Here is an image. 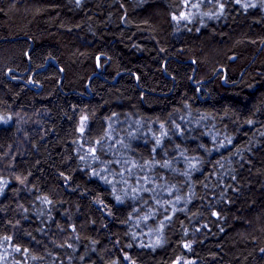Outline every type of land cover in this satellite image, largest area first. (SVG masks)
I'll use <instances>...</instances> for the list:
<instances>
[{
    "label": "trees",
    "instance_id": "16d2710c",
    "mask_svg": "<svg viewBox=\"0 0 264 264\" xmlns=\"http://www.w3.org/2000/svg\"><path fill=\"white\" fill-rule=\"evenodd\" d=\"M204 1L0 0V264H264V0Z\"/></svg>",
    "mask_w": 264,
    "mask_h": 264
},
{
    "label": "rangeland",
    "instance_id": "374dc122",
    "mask_svg": "<svg viewBox=\"0 0 264 264\" xmlns=\"http://www.w3.org/2000/svg\"><path fill=\"white\" fill-rule=\"evenodd\" d=\"M184 4H185V8H184L185 12L182 17L190 20L192 18V16L190 15H199L200 9L205 5V1L204 0H185ZM203 17H206V16H203ZM117 149H114V150H117ZM121 167H124V168L121 169ZM121 167L119 169L118 166H116V168L112 169L113 172H119V178L114 180V183L116 187L120 186L125 189L126 181L122 180V177L127 173L129 169V165L124 164V166H121Z\"/></svg>",
    "mask_w": 264,
    "mask_h": 264
}]
</instances>
